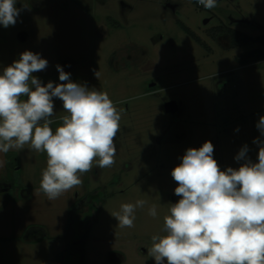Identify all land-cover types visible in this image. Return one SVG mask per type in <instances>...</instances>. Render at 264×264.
<instances>
[{
	"label": "rangeland",
	"instance_id": "obj_1",
	"mask_svg": "<svg viewBox=\"0 0 264 264\" xmlns=\"http://www.w3.org/2000/svg\"><path fill=\"white\" fill-rule=\"evenodd\" d=\"M16 7L17 23L0 25V73L22 52L38 53L48 61L33 74L43 84L62 83L60 65L73 82L106 92L121 119L115 163L94 161L81 185L54 200L40 189L45 153L30 145L0 153V264H155L147 249L180 199L171 171L185 151L211 141L221 170L244 162L235 160L244 145L257 159L264 59L247 62L244 54L264 42L231 46L228 36L264 37V0H217L212 9L196 0H17ZM170 101L175 112L166 109ZM53 102L55 130L67 113ZM87 194L95 208L80 241L66 225ZM137 200L146 203L134 226L120 228L111 214Z\"/></svg>",
	"mask_w": 264,
	"mask_h": 264
},
{
	"label": "clouds",
	"instance_id": "obj_2",
	"mask_svg": "<svg viewBox=\"0 0 264 264\" xmlns=\"http://www.w3.org/2000/svg\"><path fill=\"white\" fill-rule=\"evenodd\" d=\"M205 9L217 0H196ZM17 0H0V25L14 26L22 11ZM40 54L24 51L0 73V153L32 150L45 153L40 189L49 200L82 184L80 174L115 163V138L120 112L106 92L73 82L57 65L59 81L43 84L33 75L47 68ZM98 79V71L94 72ZM26 97V99H24ZM54 98L67 115L56 121ZM264 136V116L256 125ZM259 151L253 162L244 145L235 156L238 168L221 170L214 159V145L206 141L188 148L171 171L180 197L164 217V235H153L147 249L155 264H264V141L255 139ZM3 161H0V166ZM146 201L121 205L111 215L120 228L134 226L135 211ZM156 217V206L149 209Z\"/></svg>",
	"mask_w": 264,
	"mask_h": 264
},
{
	"label": "flooded vegetation",
	"instance_id": "obj_3",
	"mask_svg": "<svg viewBox=\"0 0 264 264\" xmlns=\"http://www.w3.org/2000/svg\"><path fill=\"white\" fill-rule=\"evenodd\" d=\"M92 198L90 195L87 194V196L85 198H82L79 203L78 202H74L72 205H74V208L76 210V219H73L74 221L72 222L73 224L71 225H66L67 226V232H71V235L74 234V236H76L79 240L80 237L84 234V230L87 224L88 219L85 217V215L88 213H90L94 208V203L92 202ZM79 205H81L79 207ZM84 227V230L82 231V228ZM32 229H36V228H31L28 229V227H25L24 232H26L27 230H29L30 232L32 231ZM39 231L42 233V229H39ZM79 236V237H78ZM81 241V240H80ZM80 241H73L71 242L72 247H78V242L80 243ZM71 247L72 250H74L76 252V256L80 257V251L81 249H74ZM81 248V247H78ZM72 252V253H75Z\"/></svg>",
	"mask_w": 264,
	"mask_h": 264
},
{
	"label": "trees",
	"instance_id": "obj_4",
	"mask_svg": "<svg viewBox=\"0 0 264 264\" xmlns=\"http://www.w3.org/2000/svg\"><path fill=\"white\" fill-rule=\"evenodd\" d=\"M185 29H188L186 27H184ZM230 38V45L231 46H237V45H244L245 43H248V42H264V37H259L258 39H253V38H250V37H246L244 39H242L241 41H236L234 39V34H232V36H228ZM244 57H245V61L249 60V61H256V60H261V59H264V49L262 48H258V49H254L250 52H247L246 54H244ZM248 58V59H247ZM248 62V61H247Z\"/></svg>",
	"mask_w": 264,
	"mask_h": 264
},
{
	"label": "water",
	"instance_id": "obj_5",
	"mask_svg": "<svg viewBox=\"0 0 264 264\" xmlns=\"http://www.w3.org/2000/svg\"><path fill=\"white\" fill-rule=\"evenodd\" d=\"M166 109L169 112H175L177 110V104L174 101H170L166 104Z\"/></svg>",
	"mask_w": 264,
	"mask_h": 264
},
{
	"label": "built area",
	"instance_id": "obj_6",
	"mask_svg": "<svg viewBox=\"0 0 264 264\" xmlns=\"http://www.w3.org/2000/svg\"><path fill=\"white\" fill-rule=\"evenodd\" d=\"M197 6H198L199 8H204L202 5H200V4H198V3H197Z\"/></svg>",
	"mask_w": 264,
	"mask_h": 264
}]
</instances>
